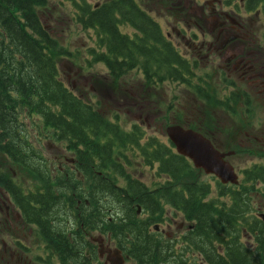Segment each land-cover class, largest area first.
<instances>
[{
  "label": "trees",
  "instance_id": "obj_1",
  "mask_svg": "<svg viewBox=\"0 0 264 264\" xmlns=\"http://www.w3.org/2000/svg\"><path fill=\"white\" fill-rule=\"evenodd\" d=\"M66 1L71 4L73 1L78 24L84 29H94L96 35H102L96 44L98 49L103 47L106 51L96 54V50L92 49L89 52L94 62L104 61L108 65L111 78L119 80L127 74L128 67L139 64L145 72L143 79L150 84L158 82L159 86L164 81L179 82L189 87L203 102L211 101L209 85L205 87L195 82L194 79L203 82L204 79L192 73L185 60H177L174 49L159 34L156 22L147 21L150 29L138 23L140 33L153 38L140 40L134 49V42L118 32L116 23L127 24V12L136 10L135 7L125 6L132 4V0H105L94 10L87 0ZM45 2L0 0V152L14 161L20 158L28 161L27 168L38 175L42 174L45 166L34 163L33 156L37 150L25 134L26 129L20 119L22 114L36 116L50 138L55 142H64L77 161L84 128L96 133L100 131L98 127L102 121V113L67 87L60 77L58 63L68 52L54 37L49 36L42 23L37 10L44 7ZM247 4L248 10L261 9L264 17V0H247ZM237 95V92H230L224 100L217 102L218 107L233 113L234 105L238 103ZM190 124L200 128L196 122ZM202 127L201 130L207 131V126ZM152 144L149 139L142 145L146 149L142 153L149 163L155 157L160 162V172L179 181L172 198H166V202L192 223L193 230L186 235L190 245L203 249V252L200 250L202 256L210 264H264V219L257 215L261 210L255 207L252 200V194L259 192L264 202V165L247 168L244 181L249 185L246 186L242 183L238 186L221 185L214 178L220 185L221 195L230 197L227 203L219 204L213 199L206 200L210 183L201 177L199 170L187 158L173 153L168 146H160L158 142L152 150ZM78 168V163L74 170L68 168V175H55L50 171V189L30 195L38 208H29L33 211L29 218L36 222L44 221L43 233L50 236V249L55 254L46 264H92L83 256L89 243L83 238L82 223L101 229L109 226L119 235L120 241L130 245L129 253L138 264H189L183 251H176L171 244L161 245L159 239L148 234V224L158 222L164 214L163 205L158 200L146 193L152 197L151 200L130 201L121 195L120 190L115 202L86 203L81 183L76 177ZM5 184L16 198V186L10 180ZM178 186L181 191H176ZM106 189L109 194L110 188ZM137 189L134 188L135 191ZM137 205L151 213L150 216H137ZM73 218L78 221L77 228L74 226L68 230L66 221ZM243 230L252 237L253 248L242 244ZM213 242L223 249L221 254L216 252V248L212 249ZM208 249L211 253H207ZM194 264H200V260L195 259Z\"/></svg>",
  "mask_w": 264,
  "mask_h": 264
},
{
  "label": "flooded vegetation",
  "instance_id": "obj_2",
  "mask_svg": "<svg viewBox=\"0 0 264 264\" xmlns=\"http://www.w3.org/2000/svg\"><path fill=\"white\" fill-rule=\"evenodd\" d=\"M132 1V4L125 5L136 9L127 12L128 23H116L118 32L126 35L130 42H134L132 49L138 47L137 42L140 40L153 38L145 37L140 33L138 23L150 29L147 21L156 22L159 34L174 49L177 60H185L192 73L203 72L209 76L213 84L220 86L221 90L239 91L238 103L240 106L243 105L244 110L253 103L255 107L264 103V43H262L263 36L256 31L257 18L261 20L264 17L257 9L249 11L247 0H153L154 3L160 4L159 8L155 6L152 8L150 3L142 0ZM67 4L73 7L70 2ZM73 19L77 22L76 18ZM120 27L122 32L119 31ZM262 30L261 28L260 32ZM99 50L106 51L103 47ZM92 62V59L88 61L89 64ZM102 63L108 68L104 61ZM135 72L142 76L144 84L141 87L147 89V97L136 90L134 82L131 84L127 82L129 92L125 99L127 107L118 109V111L122 110L123 114L111 116L102 114L100 119L101 122H105L104 129L98 127L100 131L97 130L96 133L85 127L79 145V161L75 154L70 152L73 158L64 162L66 166L61 170L64 173L60 172V174L68 175L67 169L74 170L76 164H79L76 177L81 183L86 203L89 201L115 202L114 199L120 190L121 195L130 201L151 200L152 197L155 201L158 200L164 206V214L158 222L148 224V234L159 239L161 245L167 243L178 249L182 245L180 251H183L189 264L193 257L199 259L201 264H206L208 260H204L202 256L204 250L200 249L201 252L196 245H190L186 238V235L193 230L191 223L183 219L181 213L166 202V198H172L179 181L160 172V162L155 157L149 163L143 155L146 149L142 145L149 139L153 142L152 150L157 147V142L162 147L168 146L173 153H176V150L167 138L165 129L162 131L157 127L158 113L155 109L159 111V108L148 106L153 100L150 93L157 89L156 86L159 83L150 84L144 80L145 72L139 64L133 65L132 68L128 67L125 76ZM125 76L122 78H126ZM86 83L87 80H85V87H87ZM121 84L126 83L121 82ZM175 85L191 91L189 87L179 82ZM176 94L178 96L179 92ZM95 103L98 105V102ZM174 104L177 105V102ZM172 111L174 110L171 109ZM227 119L228 122L221 126L220 120L216 118L214 127L206 135L221 150L235 146L236 152L228 157L230 162L233 158H241L245 154L254 152L264 154V151L253 150V146L260 144L264 146V127L258 129L259 120L257 128L258 117H247L242 114L238 120L236 116L227 113ZM182 122L187 126L188 121L185 118ZM25 134H27L26 131ZM136 137H138L137 140ZM226 137L227 139L224 140ZM29 143L33 144L31 141ZM57 143L65 147L64 142ZM135 157L141 161L137 162L140 167L137 171L134 169ZM10 158L13 160L12 157L0 152V264H32V248L39 243L50 252L47 258L41 259V262L46 264L45 262H50L51 255L55 256L50 251L48 241L50 236L43 233L44 221L36 222L29 218L33 213L29 208H38L30 195L44 193L47 188L50 189V158L42 156L41 152H34V163L39 162L45 166L41 175H38L36 171L32 173L27 168L28 161L23 158L14 162L17 165L15 169L13 165H8L7 161H11ZM4 167H8L7 176L3 173ZM26 175L36 178L42 187L29 186ZM8 180L16 186V198L5 184ZM106 188H110L109 194ZM134 188L138 189L135 191ZM176 191H181L179 186ZM146 193L151 194L152 197ZM224 197L230 199L228 195ZM150 214L146 210L137 211V216L148 217ZM110 220L111 216H109ZM77 224L78 221L75 218L66 221L68 230L74 226L77 228ZM80 228L83 238L89 243L83 253L88 262L109 264L106 263V251L114 253L119 250L125 259L124 264H138L129 253L130 245L120 241L119 235L109 226L101 229L89 224L85 226L82 223ZM87 230L101 231V235L94 238L92 233H87ZM171 230H176L177 235H171L169 233ZM213 248H216L219 254L223 251L214 242ZM207 253H211V249H208ZM55 258L59 259L58 256Z\"/></svg>",
  "mask_w": 264,
  "mask_h": 264
},
{
  "label": "rangeland",
  "instance_id": "obj_3",
  "mask_svg": "<svg viewBox=\"0 0 264 264\" xmlns=\"http://www.w3.org/2000/svg\"><path fill=\"white\" fill-rule=\"evenodd\" d=\"M98 1L99 0H90V3L93 5L98 3ZM142 1L145 3H150L152 8L154 6L156 8L160 7V4L154 3L153 0ZM45 3L46 5L44 7L37 10L38 14L39 16L42 14V20L44 24L48 26L50 33L57 38L60 45L66 48V51L68 52V55L61 57L62 60L58 63L62 81L73 92L86 99L94 107L98 108L103 114H107L109 116L113 114H123L122 110L118 111V109H126L127 107V101H125L129 95L127 83L121 84L120 80H113L109 78L107 67H105L103 63H95L93 61L89 66V70L86 69L87 65L89 64L88 61L91 60V57L88 55L90 52H87V50L93 47L95 43L94 33L90 30L84 31L75 23L73 19V7L67 4L66 0H46ZM50 9H55L59 13V17L55 18L52 12H50ZM153 17L161 22V20L155 16ZM262 27L263 24L256 23V29H261ZM261 35H264V28L261 32ZM77 56H79L77 62L73 59V62L69 61V57L75 58ZM67 68L71 69L72 71L69 72ZM78 71H80V74H76ZM195 74L201 76L204 79V82L194 79L196 83L202 84L205 87L209 85L211 91V101H198L199 99L195 95L189 93V91H187L184 87L175 85V83H177L175 81H169L170 84L164 83L159 86L157 85V89L150 93L153 100L148 106L149 108H159V111L158 109H155L156 113H158V129L164 131L168 121L178 123V121L181 122L185 117L190 119L189 121L191 122H196L201 129H203L202 126H207L209 130L214 127L216 118L220 120L221 126L228 122L227 112L219 108L217 102L224 100L225 96L230 90H221L220 86H217L210 81L209 76L200 73ZM130 75L132 76L128 83L131 84V82H134L136 84V90L144 94V97H147V89H142L141 87L142 84H144L142 76H140L138 72H135L134 74L130 73L125 77L127 78ZM85 80H87V87L84 86ZM106 85H111L115 88L114 98L110 99V97H108L106 94L98 95V93H100ZM172 91L179 92L178 101H176L177 105H175L174 102L168 100V97L171 95ZM95 102L101 103L97 105ZM171 109L174 111L171 112ZM233 113H241V115L245 114L247 117H258L257 128L259 120L260 126L258 129H263L264 127V103L259 104L256 107L253 103L249 108L245 107V110L242 104L241 106L237 105L234 108ZM20 119L25 126L26 132L29 136V141L33 143L32 145L40 149L42 156H49L50 165L54 171V174L58 175L60 172L64 173L61 171L62 167L66 166L64 165V162L71 160L73 155L67 151V149L61 143H57L49 137L50 134L43 127L42 123L36 116H26L22 114ZM104 123L105 122H101L99 127L104 129ZM51 134H54V132H51ZM226 139L227 137L224 138V140ZM253 150L264 151V146L261 144L253 146ZM7 162L8 165H13L15 169L17 168L16 165L10 163L9 161ZM137 162L141 161L135 157V171L140 169ZM231 163L236 168V172H240L239 182H241L243 186H246L249 184L244 181V172L247 170V168L256 163H264V155L259 152L245 154L241 158H233ZM200 173L203 179L210 183V193L206 200L213 199L219 204L227 203L228 199L225 198L224 195H221V192L219 191L220 185L217 183V181L211 177H207L210 175H205L202 172ZM51 176L55 177L53 174ZM26 178L28 179L29 186L42 187V184L36 178L28 175H26ZM252 200L255 207L259 208L261 213L264 214V202L261 199L260 193L257 192L252 194ZM77 205H80V201H77ZM87 233H92L94 238H97L101 235V231L97 232V230H87ZM169 233L171 235H177L178 232L176 230H171ZM25 234L28 235L27 232H25ZM37 237L40 238L38 235ZM248 242H250L248 243L250 248L255 246L253 240H248ZM31 255L33 258L32 264H43L41 259L47 258L50 255V252L46 249V247L39 243L35 248H32Z\"/></svg>",
  "mask_w": 264,
  "mask_h": 264
},
{
  "label": "water",
  "instance_id": "obj_4",
  "mask_svg": "<svg viewBox=\"0 0 264 264\" xmlns=\"http://www.w3.org/2000/svg\"><path fill=\"white\" fill-rule=\"evenodd\" d=\"M166 133L176 146L177 152L191 160L195 168L203 170L206 175L217 177L222 184H238V174L234 167L225 159L233 152L220 151L201 132L181 125L167 126ZM260 217L264 219V214H260ZM106 253V263H125L121 251L116 250L114 253L106 251Z\"/></svg>",
  "mask_w": 264,
  "mask_h": 264
},
{
  "label": "bare ground",
  "instance_id": "obj_5",
  "mask_svg": "<svg viewBox=\"0 0 264 264\" xmlns=\"http://www.w3.org/2000/svg\"><path fill=\"white\" fill-rule=\"evenodd\" d=\"M181 126L186 127L185 125H181Z\"/></svg>",
  "mask_w": 264,
  "mask_h": 264
}]
</instances>
